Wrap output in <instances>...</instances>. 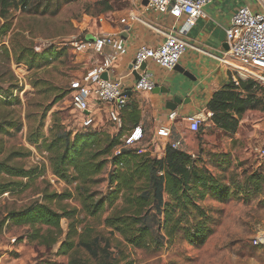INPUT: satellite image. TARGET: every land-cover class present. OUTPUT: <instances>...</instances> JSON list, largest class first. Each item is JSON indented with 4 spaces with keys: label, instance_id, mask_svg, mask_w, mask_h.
Wrapping results in <instances>:
<instances>
[{
    "label": "rangeland",
    "instance_id": "obj_1",
    "mask_svg": "<svg viewBox=\"0 0 264 264\" xmlns=\"http://www.w3.org/2000/svg\"><path fill=\"white\" fill-rule=\"evenodd\" d=\"M135 1L31 0L27 8L12 9L5 17H0V30L7 26L0 32V78L5 80L0 81L4 90L0 96V121L12 119L17 122L10 132L1 135L5 152L0 155V161L7 159L12 151H18L23 156L13 158L10 164L25 169L38 167L28 186L25 178L22 187L5 193L0 199V223L8 210L24 209L41 201L45 190L59 194L71 191L73 194L61 202V207L73 214L61 219L60 241L51 247L30 242L25 236L28 227L7 221L0 230V264H95L88 251L79 245V235L89 227L94 229V235L110 241L112 255L120 260V264L128 261L132 264H264V243H255L257 237L264 235V211L256 200L251 204L220 203L213 199L201 202L209 212L212 231L206 244L194 248L185 242L165 239L159 253L149 256L127 245L106 227L105 220L120 205V201L110 205V195L115 189L109 183L113 170L110 162L88 186L67 184L52 171L45 140H52L57 133L114 130V124L108 119L100 120L99 112L80 113L71 104L70 83L96 67L93 54L78 52L73 43L90 34L123 31L132 21ZM4 47L9 50L8 59L3 57ZM49 48L63 52L50 64L40 65L36 60L30 66L17 60L18 57H27L30 51L40 53ZM257 73L264 76V72L257 70ZM240 80L249 85L254 82L252 93L258 106L241 115L235 114L238 119L236 131L223 130L211 118L202 116L197 133H188L190 154L213 173L218 171L216 155H226L225 159L228 156L231 163L237 165L238 173L243 169L264 172V80L239 77L238 82ZM243 95L250 93L244 91ZM181 125L187 129L186 122ZM170 142L171 139L157 136L127 148L162 157ZM120 150L122 147L117 152ZM10 180L13 179L0 174V181ZM85 187L89 188L90 203L104 202V209L94 216L88 214L82 205L87 195L83 193ZM163 199L168 201V196L164 194ZM152 220L159 225L164 216L155 215ZM71 223L76 231L71 237L74 246L68 253H62L61 243L67 237Z\"/></svg>",
    "mask_w": 264,
    "mask_h": 264
},
{
    "label": "trees",
    "instance_id": "obj_2",
    "mask_svg": "<svg viewBox=\"0 0 264 264\" xmlns=\"http://www.w3.org/2000/svg\"><path fill=\"white\" fill-rule=\"evenodd\" d=\"M30 2L31 0H0V17H5L12 9H25ZM6 29L7 26H3L0 32ZM4 51L3 57L8 59V48L4 47ZM62 54L61 51L49 48L40 53L30 51L27 57H18L17 60L25 61L30 66L36 60L40 65H47ZM0 81L5 80L0 78ZM253 84L251 82L249 85L243 80L237 84L232 81L215 92L207 106L213 112L211 121L223 130L235 132L238 123L235 114L241 115L258 106V100L252 93ZM244 91L250 95L244 96ZM3 92L0 87V96ZM130 115L133 127L139 125L140 116L136 107L132 108ZM122 123L116 133L96 129H86L75 134L57 133L52 140H45L44 145L49 152L53 173L67 184L88 186L111 163L113 170L109 183L115 189L110 195V205L119 201L120 205L107 217L105 224L111 234H117L127 245L140 249L149 256L159 253L165 239L201 248L212 233L209 228V212L200 204L208 199L220 203L234 201L245 204L256 200L258 207L264 211V172L243 169L238 173L237 165H233L228 156L225 159L226 155H216L214 158L218 171L213 173L192 154L173 147L170 143L166 145L162 157L153 156L149 151L129 149L124 146L123 139L133 127H127L124 120ZM16 126L17 122L12 119L0 121V155L5 152L1 135L7 134ZM119 147L122 150L117 152ZM21 156V152L12 151L7 159L0 161V174L13 179L0 181V199L5 193H12L16 188L22 187L25 184L23 179H28L26 186L34 179L38 167L25 169L10 164L13 158ZM83 193L87 195L83 198L82 205L88 214L94 216L104 209V202L90 203L88 187L84 188ZM164 194L168 196L166 202ZM72 196L71 191L59 194L45 190L41 201L24 209L8 210L0 223V230L2 231L7 221L16 226L28 227L25 236L30 242L51 247L60 241L61 219L73 214L61 207V202ZM155 215L164 216L159 225L153 223ZM75 234L71 223L70 231L61 243L62 253H68L73 248L74 241L71 237ZM104 240L101 235H94V229L90 227L79 235V245L88 251L95 264H120V260L112 255L110 241ZM115 240L121 242L120 239ZM124 264L132 263L128 261Z\"/></svg>",
    "mask_w": 264,
    "mask_h": 264
},
{
    "label": "crops",
    "instance_id": "obj_3",
    "mask_svg": "<svg viewBox=\"0 0 264 264\" xmlns=\"http://www.w3.org/2000/svg\"><path fill=\"white\" fill-rule=\"evenodd\" d=\"M242 6H248L254 12H264V0H211L205 7V17L199 18L184 36L189 45L175 68L165 69L149 61L147 69L153 74L156 88L159 89V93H154L140 92L134 88L135 75L130 68L135 54L141 45L162 43L164 33L179 28L185 22L186 15L176 18L170 13L148 8L143 1H135L133 13L139 16V20L130 21L123 31L114 33L124 39L127 51L115 62L110 77L114 80L122 79L124 86L130 90V106L122 112L121 120L132 128L134 123L130 121V113L133 107L137 108L140 116L138 123L143 129V139L139 143L159 136L158 129L166 126L170 130V136L166 138L171 139L170 144L190 153L188 133L195 134L197 131L189 128L186 118L207 116V106L212 95L232 81L238 82L239 76L220 59L228 48L226 30L234 14ZM109 51L106 48L105 52ZM93 56L94 64L103 58ZM175 96L181 101L172 110L167 107V102ZM95 112H99L101 121L103 118L109 120L107 106H98L93 114ZM171 112L177 115L173 120L170 119ZM183 122L187 123V129L182 128ZM113 128L114 130L108 131L116 133L120 127L114 125Z\"/></svg>",
    "mask_w": 264,
    "mask_h": 264
},
{
    "label": "built area",
    "instance_id": "obj_4",
    "mask_svg": "<svg viewBox=\"0 0 264 264\" xmlns=\"http://www.w3.org/2000/svg\"><path fill=\"white\" fill-rule=\"evenodd\" d=\"M144 1V0H140ZM146 6L154 11L170 13L176 18L186 15L185 22L174 31L164 33L165 39L158 45H141L132 62L130 70L137 72L134 88L140 92H152L156 88L153 74L146 69L142 70L144 62H154L165 69L175 68L186 52L188 42L184 36L192 29L197 20L205 17V7L211 0H146ZM131 20H139V16L132 13ZM227 51L220 60L232 68L239 76L264 80L257 70L264 72V12H254L248 6L240 7L234 14L230 26L226 30ZM80 53H92L103 56L96 63V67L80 78L70 83L71 104L80 113L88 115L98 106L108 107L110 122L121 127V114L128 108L130 90L124 86L123 80H114L110 77L117 59L127 51L123 38L116 34H96L93 40L85 37L73 43ZM109 48V52H105ZM107 73L108 78L102 77ZM176 113H170V119L176 118ZM213 112H207V118H212ZM189 128L197 131L200 128L201 118L189 116L186 118ZM158 135L168 138L169 127L158 129ZM143 139V129L140 125L129 131L123 143L125 147L133 146ZM173 147L176 145L173 144ZM256 244L262 243L260 236Z\"/></svg>",
    "mask_w": 264,
    "mask_h": 264
},
{
    "label": "water",
    "instance_id": "obj_5",
    "mask_svg": "<svg viewBox=\"0 0 264 264\" xmlns=\"http://www.w3.org/2000/svg\"><path fill=\"white\" fill-rule=\"evenodd\" d=\"M143 2H144V4H147V3H148L146 0H144ZM86 38L89 39V40H93V39H94V35H91V34H90V35L86 36ZM227 46H228V45H227ZM146 67H147V63L144 62V63L142 64V66H141V69L144 70V69H146ZM134 75H135V78H136V79L139 78V74H138L137 72H134ZM102 77L105 78V79H107V78H108L107 73H104V74L102 75ZM158 90H159L158 88H155L153 92H154V93H159ZM165 92L169 93L168 90H166ZM129 95H130V93H129ZM180 101H181V99H180L178 96H175V97H173V99H171L170 101L167 102V107L170 108V109H172V110H174V109H176V106H177V104H178ZM86 113H88V111H87Z\"/></svg>",
    "mask_w": 264,
    "mask_h": 264
},
{
    "label": "bare ground",
    "instance_id": "obj_6",
    "mask_svg": "<svg viewBox=\"0 0 264 264\" xmlns=\"http://www.w3.org/2000/svg\"><path fill=\"white\" fill-rule=\"evenodd\" d=\"M260 239H261L262 243H264V235L263 234L260 235Z\"/></svg>",
    "mask_w": 264,
    "mask_h": 264
}]
</instances>
